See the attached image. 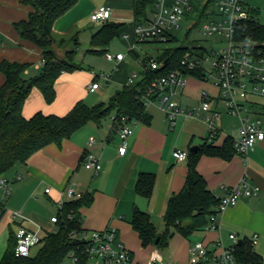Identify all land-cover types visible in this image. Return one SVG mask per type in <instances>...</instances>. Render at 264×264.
<instances>
[{
    "label": "crops",
    "instance_id": "0c3cea01",
    "mask_svg": "<svg viewBox=\"0 0 264 264\" xmlns=\"http://www.w3.org/2000/svg\"><path fill=\"white\" fill-rule=\"evenodd\" d=\"M100 4L101 7L110 9L112 17L109 22L122 24L121 36L129 34L128 38H124L129 51L134 49L139 53L133 35V0H80L55 22L53 33L56 40L65 41L74 37L75 43L79 44L78 34L83 22L91 18ZM32 11L33 8L21 0H0V36L5 40L0 44V64L3 61L30 64L25 72L28 78L40 74L42 50L30 41L23 40L15 23L28 19ZM122 11L128 14L125 19L120 16ZM97 25L99 28L92 33V37L103 23ZM94 48L99 51L104 49L105 52L109 50L105 49L107 47ZM55 49L57 51L58 48ZM116 68L112 71L115 74L111 76V80L122 86L129 85L131 75L128 72L132 68V62L125 57ZM120 68L127 74L124 79L120 78ZM78 71L65 72L60 76L55 86L57 96L51 104L46 102L41 90L34 87L26 101L24 115L31 118L36 113L43 112L63 116L77 102L82 100L87 103L91 93L89 87L94 81L90 82L89 73L84 77ZM134 72L141 78L139 71ZM5 80V74L0 70V88ZM209 82L189 77L187 85L178 91L174 99L183 109L188 110L199 105L202 91L209 93L212 109L222 113L221 118L216 121L220 134L214 141H209V128L202 118L180 115L176 123L171 125L159 103L147 106V111L153 116L151 124L136 120H116L117 113L114 111L102 124L88 123L61 145H48L35 153L26 165H19L12 170V180L7 177L15 183L11 195L4 197L0 188V203L4 207V214L0 219V237L7 239L13 225L33 230L41 228L43 234L54 231L57 224L52 222V217L59 215L60 202L70 201L66 189L73 186L77 192L92 196V202L81 208V225L84 230L104 231L114 228L119 240L131 251L137 264H141L139 260L143 259L150 264L156 253L160 255V261L155 264H164V252L153 246L145 247L139 233L133 228L135 209L149 213L159 232H165L167 225L164 217L168 202L182 191L189 171L188 160H177L176 152L181 150L189 153L194 145L199 146L200 152L207 142L213 147L223 148L228 138L235 141L239 137L242 125L240 116L227 111L215 83ZM100 89L101 85L97 91ZM124 126L130 127L133 134L128 138L126 154L121 155L120 130ZM89 153L100 159L102 168L98 173L87 169L83 164ZM227 155L229 157L201 153L198 161L197 169L216 197L221 198L223 188L239 185L243 178L251 186H258L260 191L257 195L244 196L236 206L221 214L217 222L219 230L202 229L189 237L174 233L167 248L170 250V257L175 253L179 254L183 264H191L190 248L195 242L202 241L214 251L218 242L226 247L233 244L230 234L237 236L238 243L249 241L262 256L264 264V140L258 142L247 156L235 152ZM142 173L154 174L156 177L151 198L140 195L136 190ZM47 189H50L49 193L46 192Z\"/></svg>",
    "mask_w": 264,
    "mask_h": 264
},
{
    "label": "trees",
    "instance_id": "16d2710c",
    "mask_svg": "<svg viewBox=\"0 0 264 264\" xmlns=\"http://www.w3.org/2000/svg\"><path fill=\"white\" fill-rule=\"evenodd\" d=\"M33 8L28 19L15 23V28L23 40L30 41L42 50V70L35 77H26L25 72L30 64L3 61L0 70L5 74V83L0 88V177H7L15 167L26 165L28 160L38 151L50 144L61 145L64 140L85 127L90 122L102 124L114 111L116 120H136L151 124L153 116L147 111L142 96L147 93L153 82L182 69V60L187 53L204 52L203 47L177 46L167 49L161 57L146 54L142 58L141 78L133 85H126L108 103L101 102L89 106L79 101L66 115L44 114L38 112L31 118L24 115V107L34 87L41 90L47 103L55 101L56 82L65 73L82 69L79 64L61 58L55 49L56 38L53 33L55 22L77 5L80 0H21ZM158 0H133V28L139 22L150 18L155 11ZM151 13V14H152ZM122 24L106 21L92 37L93 47H107L110 42L121 36ZM167 42L143 41L142 43H174V35ZM239 37L248 41L255 50L264 53V25L256 21H246L239 27ZM5 40L0 36V44ZM97 53L103 50H92ZM107 52V51H106ZM105 52V53H106ZM130 55L140 58L136 50ZM160 64V68L152 70L151 60ZM185 73L198 80H204V70H187ZM237 154L234 139L228 138L223 148L213 147L205 143L198 153L188 154L189 171L182 191L171 197L165 213L167 229L159 232L151 215L138 208L134 211L133 228L139 233L145 247L153 246L164 251L174 233L189 237L193 232L202 230L209 223L210 216L215 213L219 198L209 189L205 178L197 169L201 153L212 156L229 157ZM154 174H140L136 190L147 198H151L155 186ZM92 202V196L82 194L81 198L65 202L58 215L57 228L44 234L39 250L35 255L16 256L17 233L11 230L10 247L0 260V264H66L75 253L81 257L82 264H89L86 253V242L81 240V208ZM3 210V204L0 203ZM2 216L0 217V219ZM159 243L156 244L157 238ZM235 256L239 264H263V258L247 240L236 245ZM72 264V263H71ZM200 264H209L201 262Z\"/></svg>",
    "mask_w": 264,
    "mask_h": 264
},
{
    "label": "built area",
    "instance_id": "2783aa9c",
    "mask_svg": "<svg viewBox=\"0 0 264 264\" xmlns=\"http://www.w3.org/2000/svg\"><path fill=\"white\" fill-rule=\"evenodd\" d=\"M201 2L200 8L203 16L214 15L205 22L201 32L206 35H223L228 44L223 51L217 53L206 47V51L187 53L182 60V69L170 72L168 75L153 82L142 96L145 106L159 103L171 125H174L180 115L202 118L209 128V141H214L219 136L220 131L216 121L222 116L218 110L212 109L211 97L207 91H202L200 103L192 109H183L174 99L179 90L188 83V76L185 71L204 70L205 82L211 81V76L215 74V85L220 91L227 111L235 116H240L242 125L239 130V137L235 139L237 154L247 156L254 150L258 142L264 140V102L252 100L253 97L264 98V53L255 50L248 42L239 37V27L243 22L256 21L262 15L261 9L255 7L249 0H198ZM211 6L215 11L209 10ZM193 8L192 0H158L155 11L148 20L139 22L133 28L134 39L137 42L160 41L167 42L172 34V29L179 28L181 22ZM112 13L105 6L97 8L91 14V21L94 23H104L110 20ZM123 38H128L129 34H123ZM202 47V46H200ZM215 57V62L211 59ZM108 61L119 64L125 59V54L106 52ZM117 66V65H116ZM152 70L160 68V64L154 59L151 60ZM212 69L209 72L208 69ZM117 69V68H116ZM139 74L134 72L128 79V84H135ZM106 82L110 81V75L102 74L97 76ZM100 88V83L95 80L89 87L91 93ZM126 118H123L125 121ZM133 134V130L124 126L120 130L122 145L119 149L121 155H125L128 148V138ZM188 152L177 151L175 157L179 161L188 159ZM84 166L98 173L101 162L98 156L93 153L87 154L83 160ZM20 180L21 177H18ZM12 182L7 177H0V188L4 197L12 193ZM224 194L219 198V204L215 208V213L210 216L209 223L204 230H219L218 218L229 208L236 206L244 196L257 195L260 191L258 186H251L246 178H243L239 185L223 188ZM47 193L50 189L46 190ZM66 195L70 200L81 198L82 194L77 192L73 186L66 189ZM65 202H60L62 208ZM0 208V217L3 216ZM16 216V214H15ZM52 222L57 224L58 216L52 217ZM44 234L41 228L29 229L20 225L17 230L16 256H30L33 248L40 246ZM86 242V253L89 261L96 260L95 264H137L133 254L119 240L117 230L109 228L104 231H84L80 236ZM233 244L229 247L222 242L216 244L214 251L202 242H195L190 248V263L200 264H237L235 251L238 238L235 234H230ZM72 264H82L81 257L75 253L71 254ZM160 261V255L156 253L150 260V264Z\"/></svg>",
    "mask_w": 264,
    "mask_h": 264
},
{
    "label": "rangeland",
    "instance_id": "374dc122",
    "mask_svg": "<svg viewBox=\"0 0 264 264\" xmlns=\"http://www.w3.org/2000/svg\"><path fill=\"white\" fill-rule=\"evenodd\" d=\"M101 1V0H100ZM255 7L261 9L262 15L259 18V23L264 25V0H249ZM193 2V8L190 12L187 13V16L184 18V20L181 22V26L179 28H173L172 34L177 39V42H170V43H142L138 44V51L140 54V58L136 59L133 58L132 55L129 53V49L127 47L126 41L124 40L123 36H119L114 38L110 44L105 49H109L108 51L117 54L119 51L123 52L125 56L127 57V61L132 62V68L129 70L128 75H132L133 71H139L142 72L143 64H142V58L145 56L146 52L150 53L156 57H161L164 52L169 48H175L177 46H188V47H206L210 50H213L217 53H220L223 51V48L228 44L226 38L223 35L220 34H213V35H206L201 32V28L207 20H209L212 17H218L214 15L203 16L200 14V5L201 2L198 0H192ZM101 7V4L98 8ZM215 11L216 14V8L214 6H211L209 10ZM150 15H152V11L149 12ZM127 12L122 11L120 16L122 19H125ZM99 26L97 23H94L91 21V18L88 20H85L83 22L82 27L80 28L79 35V44L75 43V38H68L65 41L57 40L55 46L57 49V54L61 58H65L69 60L70 62H74L76 64H79L82 69H80L78 72L83 73L84 77L87 76L86 74H90V82H93L95 80H98L101 89L97 91L96 93H90V96L86 100L89 105H96L101 102L108 103L116 94L117 91H121L124 86L121 84H117L116 82H113L111 80V76L114 75L112 71L116 68V63L110 62L105 57V52L97 53L92 50L95 48L91 44L92 40V33H94ZM245 42H248L246 40H243ZM55 47V48H56ZM215 57L213 56L211 59V62H215ZM121 72L120 78L124 79L127 74L125 71H123L121 68L119 69ZM209 72H212V69H208ZM113 73V74H112ZM102 74L110 75V81L109 83L104 81L101 78L96 77L100 76ZM90 77V76H89ZM140 76H138V79L135 80L138 81ZM216 77L215 74L211 76V82H215ZM210 83V82H209ZM202 85H200L201 87ZM205 86V85H204ZM252 100L258 101V102H264V98L261 97H253ZM196 103V102H195ZM12 174H8V178L12 180ZM12 188L15 186V183H12ZM0 191V195H1ZM15 233H17L18 227L13 225L12 229ZM10 239H11V231L8 234L7 239L5 237H0V260L4 257L5 253L7 252L8 248L10 247ZM195 241V240H194ZM40 246H37L33 248L32 255H35L37 251L39 250ZM164 255H165V262L164 264H183L182 260L179 256V254L175 253L170 257V250L168 248L164 249ZM137 262V260H135ZM141 264H147V260H139ZM96 260H90L89 264H95ZM66 264H71V259H66ZM239 264V263H237Z\"/></svg>",
    "mask_w": 264,
    "mask_h": 264
},
{
    "label": "water",
    "instance_id": "95a60500",
    "mask_svg": "<svg viewBox=\"0 0 264 264\" xmlns=\"http://www.w3.org/2000/svg\"><path fill=\"white\" fill-rule=\"evenodd\" d=\"M118 93H120V91H117V94ZM198 151H199V146H197V145L192 146L190 149L191 153H197ZM159 240H160V237L157 238L156 244L159 243ZM240 243H242V241H240Z\"/></svg>",
    "mask_w": 264,
    "mask_h": 264
}]
</instances>
